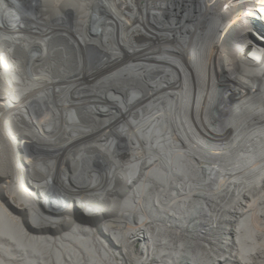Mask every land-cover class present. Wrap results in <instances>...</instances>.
<instances>
[{
  "label": "bare ground",
  "instance_id": "6f19581e",
  "mask_svg": "<svg viewBox=\"0 0 264 264\" xmlns=\"http://www.w3.org/2000/svg\"><path fill=\"white\" fill-rule=\"evenodd\" d=\"M0 4V241L16 247L0 264H177L162 233L215 223L231 196L248 214L264 182V0ZM11 142L49 209L108 216L115 252L35 216Z\"/></svg>",
  "mask_w": 264,
  "mask_h": 264
},
{
  "label": "rangeland",
  "instance_id": "374dc122",
  "mask_svg": "<svg viewBox=\"0 0 264 264\" xmlns=\"http://www.w3.org/2000/svg\"><path fill=\"white\" fill-rule=\"evenodd\" d=\"M1 15L2 8L0 4V17ZM215 127H217L216 124L213 125L214 129ZM219 132L220 130H218V134ZM3 135L4 133L1 131L0 136L2 139L4 138ZM226 138L227 135L222 137L225 144H227ZM9 145V150L13 157L11 161L12 170L18 175L14 179L15 186L28 196L35 216L46 225L55 228L66 227L72 223L92 228L100 238L107 241L112 251L115 252V246L111 245L103 231H101L102 224L111 222L108 220V216L104 214L101 220L104 219L106 222H101V220L95 219L83 208H74L65 214H58L49 209L43 202L42 194L40 195L39 191H36L34 186L24 178L26 171L29 170V162L25 159L23 161L19 159L23 152V147H20L17 142H11ZM230 151L232 155H238L237 152L239 153L238 148L235 146H232ZM1 169L0 166V176H2L3 170ZM0 188L3 190V187ZM29 193L37 194L38 199L33 198ZM255 194L252 197L254 201L249 197H242L243 204L240 207H244V210L248 212L247 215L238 216L233 212L232 209L236 205V197L231 196L221 201V210L215 223L210 224L207 217H202L198 224L194 225L196 228L193 231L181 232L174 238L170 234L162 233L164 239H173L172 242L174 243L173 246L169 245L165 248L171 249V252L178 256L177 264H264V182L260 190L255 192ZM237 235L239 236L238 239ZM185 238H187V242ZM196 242L201 243L196 244ZM2 244L4 247H10L5 241H0V245ZM243 245L245 247H242ZM10 248H13V253H16L15 246ZM135 249H140L138 243ZM157 251L160 252V248H157ZM97 253L98 256H102L99 249ZM137 254L139 258L143 256L142 252ZM0 259L4 261L6 258L0 253ZM50 259L48 258V260ZM63 259L70 258L65 254ZM115 260L120 263L123 259L116 257ZM50 261L55 264V260Z\"/></svg>",
  "mask_w": 264,
  "mask_h": 264
},
{
  "label": "water",
  "instance_id": "95a60500",
  "mask_svg": "<svg viewBox=\"0 0 264 264\" xmlns=\"http://www.w3.org/2000/svg\"><path fill=\"white\" fill-rule=\"evenodd\" d=\"M93 21V20H92ZM67 23H69V22H67ZM90 27H91V30L93 31V30H95V29H97L98 28V23H94V21H93V23H91L90 24ZM185 237V236H184ZM186 239V242H187V238H185ZM198 241V240H197ZM201 242H203V241H201ZM201 242H196V244L198 243H201ZM181 244V243H180ZM190 244H192V243H190ZM189 246V245H188ZM187 247V246H186ZM242 247H245V245H243ZM183 250V249H182ZM183 253V252H182ZM184 256H187L186 254H183ZM187 257H189V258H191L190 256H187Z\"/></svg>",
  "mask_w": 264,
  "mask_h": 264
}]
</instances>
